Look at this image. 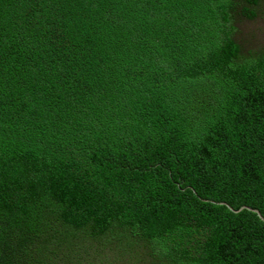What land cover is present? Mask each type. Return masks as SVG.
Wrapping results in <instances>:
<instances>
[{
	"label": "trees",
	"instance_id": "trees-1",
	"mask_svg": "<svg viewBox=\"0 0 264 264\" xmlns=\"http://www.w3.org/2000/svg\"><path fill=\"white\" fill-rule=\"evenodd\" d=\"M260 3L0 0V264H264Z\"/></svg>",
	"mask_w": 264,
	"mask_h": 264
},
{
	"label": "rangeland",
	"instance_id": "rangeland-1",
	"mask_svg": "<svg viewBox=\"0 0 264 264\" xmlns=\"http://www.w3.org/2000/svg\"><path fill=\"white\" fill-rule=\"evenodd\" d=\"M254 9H256L257 16L254 17L253 19L242 15L240 10H238V7L236 8L235 13H233V16L235 18V24L237 26V31L235 32V36H236L235 38L237 40H240L245 47V51H243V55H248L247 52L248 48L249 49L253 48L254 50L255 49L261 50L262 48H264V0H261V3L258 5V7H254ZM57 235L61 236V234H57ZM137 239L141 240L140 238ZM79 240L81 239L79 238ZM101 240L104 239H98L96 237H93L90 239V243L88 241L86 242L90 246L89 249L90 248L98 249V247L100 246L102 248V251H104V256H105L103 258L104 261L106 260L105 262H109V260L111 259V253L113 252L114 248H117V244L114 241L113 249H112L106 243H104V241ZM130 240L131 241L134 240L133 236L130 238ZM108 253L110 255H108ZM136 263H141V262L136 261Z\"/></svg>",
	"mask_w": 264,
	"mask_h": 264
},
{
	"label": "water",
	"instance_id": "water-1",
	"mask_svg": "<svg viewBox=\"0 0 264 264\" xmlns=\"http://www.w3.org/2000/svg\"><path fill=\"white\" fill-rule=\"evenodd\" d=\"M220 202H221V203H225V204H227L232 210L237 211V212H239V211H241V210L247 208V209L250 210V211H254V212H256V213L259 215V217H260L261 219L264 220V216L262 215V213H261L258 209H254V208H252V207H249L248 205H243V206H241L240 208L236 209V208H234L232 205H230L229 203H227V202H225V201H220Z\"/></svg>",
	"mask_w": 264,
	"mask_h": 264
}]
</instances>
